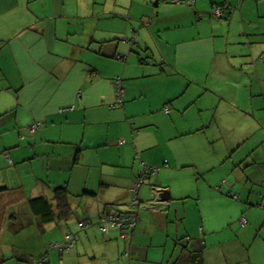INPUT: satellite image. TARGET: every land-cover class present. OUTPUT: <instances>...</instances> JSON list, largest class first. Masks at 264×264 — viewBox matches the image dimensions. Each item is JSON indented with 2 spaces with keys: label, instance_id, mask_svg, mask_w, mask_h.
I'll return each mask as SVG.
<instances>
[{
  "label": "crops",
  "instance_id": "obj_1",
  "mask_svg": "<svg viewBox=\"0 0 264 264\" xmlns=\"http://www.w3.org/2000/svg\"><path fill=\"white\" fill-rule=\"evenodd\" d=\"M142 164L160 170L138 189L135 228L102 234ZM61 187L88 213L75 224L31 208ZM241 218L264 219V2L0 0V264H96V242L130 263L190 250L211 264L206 251L223 250L231 240L217 236ZM67 233L71 250H48Z\"/></svg>",
  "mask_w": 264,
  "mask_h": 264
},
{
  "label": "rangeland",
  "instance_id": "obj_2",
  "mask_svg": "<svg viewBox=\"0 0 264 264\" xmlns=\"http://www.w3.org/2000/svg\"><path fill=\"white\" fill-rule=\"evenodd\" d=\"M76 201H80L81 198H75ZM150 203V202H149ZM101 213L102 212V208ZM105 209H109L105 207ZM86 209L79 210L75 212L72 217V224H75L76 217H84ZM87 213V212H86ZM88 214V213H87ZM243 218H241L242 220ZM241 220H237L230 227L229 230H225L217 236V238H221L223 241L231 240L227 243L223 250L215 249V248H207L206 251V262H210L211 264H264V219L259 218L258 220H253L254 224L252 226L243 225ZM245 220V219H244ZM238 237L239 242L233 240V238ZM103 235H99L98 239H102ZM198 248L201 247L199 241L195 242ZM192 245L189 247L191 248ZM96 253V264H153L149 263L147 258H144V262L136 261L134 263L129 262V257L118 256L115 254V249L109 247L105 248L108 254L103 256V246L94 243L92 246ZM169 256V254H168ZM104 257V258H103ZM121 257V258H120ZM145 257V256H144ZM93 260L90 262L93 263ZM119 261V262H118Z\"/></svg>",
  "mask_w": 264,
  "mask_h": 264
},
{
  "label": "built area",
  "instance_id": "obj_3",
  "mask_svg": "<svg viewBox=\"0 0 264 264\" xmlns=\"http://www.w3.org/2000/svg\"><path fill=\"white\" fill-rule=\"evenodd\" d=\"M264 2V0H259ZM194 0H151V5L155 6L160 3H171L176 5H186L192 6ZM225 3L220 5H215L211 11V17L215 18L216 20L223 22V8ZM118 59L121 60L122 57L117 56ZM113 87H114V104L121 105L123 103V96L125 94V89L122 86V80L120 77H115L113 79ZM78 96V95H77ZM79 97V96H78ZM73 106H66L60 107L57 109V113L63 114L67 112L73 111ZM167 112V110H165ZM43 121L37 120L33 124L27 127L29 133H35L36 130L43 124ZM9 162L10 160L7 159ZM159 167H154L148 164H142V170L139 173V176L136 180L135 187L130 190L131 193V205L128 206L125 212H111L105 216H102L100 220L97 222V228L102 234H106L109 230H131L135 228L137 223L136 215L133 211V204H137L138 199V189L142 186L145 181L152 175H155L159 172ZM154 195L158 198V194L160 193L159 189L153 190ZM156 204V203H155ZM154 202H150L148 206L151 208L155 206ZM241 223L244 225V219L241 220ZM91 223L89 221H81L77 224L78 228L83 230L90 227ZM75 238L74 235L71 233H67L65 235L64 241L59 243H52L48 246V250H55L59 254H63L71 250L74 247ZM46 257L42 256L36 260H33L31 264H45Z\"/></svg>",
  "mask_w": 264,
  "mask_h": 264
},
{
  "label": "trees",
  "instance_id": "obj_4",
  "mask_svg": "<svg viewBox=\"0 0 264 264\" xmlns=\"http://www.w3.org/2000/svg\"><path fill=\"white\" fill-rule=\"evenodd\" d=\"M88 195L93 196L94 194ZM73 202L74 198L66 188L61 187L53 191L52 198L49 200L43 197L31 200V208L36 215L45 221H54L56 219L68 220L75 213ZM179 260L183 264H203L200 252L196 251H183L176 262Z\"/></svg>",
  "mask_w": 264,
  "mask_h": 264
},
{
  "label": "water",
  "instance_id": "obj_5",
  "mask_svg": "<svg viewBox=\"0 0 264 264\" xmlns=\"http://www.w3.org/2000/svg\"><path fill=\"white\" fill-rule=\"evenodd\" d=\"M158 198L163 202L170 201V195L169 192L165 189H161L160 193L158 194Z\"/></svg>",
  "mask_w": 264,
  "mask_h": 264
}]
</instances>
